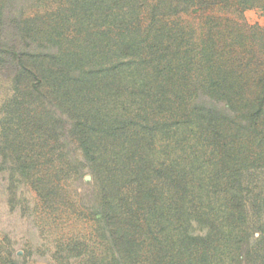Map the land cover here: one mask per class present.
<instances>
[{"label":"rangeland","instance_id":"rangeland-1","mask_svg":"<svg viewBox=\"0 0 264 264\" xmlns=\"http://www.w3.org/2000/svg\"><path fill=\"white\" fill-rule=\"evenodd\" d=\"M106 128L155 143L150 177L104 187ZM239 258L264 264V0H0V264Z\"/></svg>","mask_w":264,"mask_h":264},{"label":"trees","instance_id":"trees-1","mask_svg":"<svg viewBox=\"0 0 264 264\" xmlns=\"http://www.w3.org/2000/svg\"><path fill=\"white\" fill-rule=\"evenodd\" d=\"M20 61L21 63L24 64L25 68L28 66L27 61L25 62L24 60H20ZM251 100H252L251 103L253 104L252 108L258 109L262 106L263 100L260 97ZM247 103L249 104L248 100ZM254 121H256L255 117H253V122ZM81 126L82 125L80 124L78 125V127ZM103 133L107 137H112L113 141H116L118 143V146L115 145L111 146L110 144H113V142L110 141L109 144L108 143L102 144L101 148L93 149L95 147L94 145L95 143L91 141L90 136L88 135L87 137L84 136V141H81L80 146L82 148L81 150L83 151V154L88 159L89 167L93 171V173H95L96 176H98L99 174L108 175V177L105 178L106 180L105 183L109 182V184L107 185L103 184L105 185L104 187L111 185L113 186L118 185L124 179L134 178L131 180L133 184L140 179L141 180L145 179L147 175L148 177H150L149 174L154 168V166L151 169L150 167H147L146 163L147 161H149L150 157H151L150 161L153 160V156L155 157V152L153 149L155 144L154 142H148L146 141V138H139L137 134L134 135L132 133L127 135L125 131L123 132L122 135L119 136L115 134L114 129H110V128H106V131H104ZM158 153H160V151ZM106 158L108 160L103 164V160ZM190 177L191 176L189 175V172H184L182 177L179 176L178 182L180 183L182 180L186 184H188L189 179H191ZM241 179H242L241 173L237 172L236 179L234 182L236 183L235 185L241 186V182H240ZM96 181H97V177H96ZM234 202L236 203L234 209L240 210V198H238V200H235ZM105 215H106L105 212L100 213V216L102 217H105ZM238 242H239V246L237 249V253L238 256H242L245 253L244 252L245 248H243L241 240H239ZM247 252H249V250ZM239 259L238 261L241 264V259L240 260Z\"/></svg>","mask_w":264,"mask_h":264}]
</instances>
